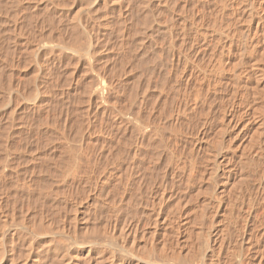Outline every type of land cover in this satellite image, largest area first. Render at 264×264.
Here are the masks:
<instances>
[{
    "label": "rangeland",
    "instance_id": "rangeland-1",
    "mask_svg": "<svg viewBox=\"0 0 264 264\" xmlns=\"http://www.w3.org/2000/svg\"><path fill=\"white\" fill-rule=\"evenodd\" d=\"M212 1L0 0V264H186L191 257L193 260L189 264H200L199 258L193 256L202 250L199 245L204 239H208L210 247L207 249H211L213 253L218 252L212 240L215 242L218 238L219 241L223 235L227 237L230 229L240 226L239 223L241 226L237 228L243 227L246 220L243 219L246 215L242 217L244 211H252L253 217L251 216L252 223L248 227V236L251 237L246 244L249 245L250 241L251 243L243 249V263L264 264V238L261 236L264 230V194H257L260 191L257 188L258 182L264 181V158L261 156V162L260 159L251 162L253 166L244 161L242 167L248 165L249 168L251 165L250 172L248 168L245 172L239 167L242 165L240 159L245 157L242 156L247 149H250L247 153H256V157L264 150L262 143L259 147L253 145L254 148L249 145L250 140L255 137L251 134L261 125L264 126V115L259 112L264 104V99L259 98L262 93L256 96L257 99L255 97L256 104L252 103L254 97L251 96V92L256 90L254 86L259 84L256 86L259 89L261 85L263 87L264 81L256 78L260 82L256 84L255 76L251 79V75H246L244 70L247 69V64L244 66L241 63L237 64L240 67H234L237 66L234 48L230 49L231 58L224 65L221 80L217 77L216 80L220 81L214 82L218 83L217 88L214 83L208 89L209 92L203 87L201 91L207 92L204 95L200 91L203 98L197 95L199 90V93H195L193 88L197 87L196 82L194 84L193 77L188 75L190 73L195 78L200 74L201 67L207 65L216 56V52L217 59L221 57L225 46L222 45L221 51V43H215V36L220 30L228 25L233 26L230 28L235 38L239 32V19L236 17L240 13L242 17L241 11L246 6L234 5L238 7L233 9L230 2L219 0L220 6H224L220 9L219 1ZM247 7L245 10L251 8L250 5ZM263 7L264 4L262 10ZM202 28L210 34L207 35ZM200 30L202 34L205 32V37L204 34L201 36ZM210 37L215 38L211 40ZM64 41L76 46L77 51L63 48L61 45ZM91 44H95V47ZM87 47L90 50H86ZM209 52L212 57L208 56L211 54ZM209 57L211 58L208 59ZM198 67L199 70L196 69ZM186 75L189 80H186ZM101 78L110 87L105 84L107 87L103 88L104 91L93 94ZM228 78L237 81L229 79L236 85L234 89L232 84L229 86ZM244 81L247 85L242 83ZM244 84L246 88L254 84V90L248 87V94L245 92L247 89L241 87ZM188 88L192 89L190 92L194 91L191 93H195L197 99ZM229 89L236 91V95ZM186 90L189 94H186ZM239 91L248 96L240 94ZM226 93L233 95L230 97L233 103ZM96 96L98 97L95 98ZM184 96L190 97L185 99ZM249 96L252 101L247 100ZM221 98L226 104L232 105H222ZM258 98L260 101L262 99V105ZM179 99L181 104L177 106ZM247 101L256 110L259 104L261 107L256 112ZM245 102L246 107L247 104L251 106L246 108L249 112H246L245 106L242 107ZM193 103L194 107L191 106ZM177 107L180 110L178 112ZM181 111L186 114H181ZM219 111L232 113V119L238 122L237 125L234 128L231 125L230 130V127H226L228 131L224 129L223 113ZM121 112H126V116ZM245 112L250 114L246 115ZM129 113L136 115L129 116ZM251 113L254 115L251 116ZM138 115H141L140 120ZM135 116L139 121L146 117L149 123L155 122L153 125L145 123L148 131L144 129L143 132L146 135L139 127L143 121L138 122ZM126 118L132 122L129 119L125 121ZM146 119L143 118L145 122ZM134 121L137 123L135 127ZM132 126L134 129L138 126L140 131L137 128L138 133H135L136 129H132ZM149 126L153 128H148ZM221 128L225 131H221ZM263 128L261 126L259 129ZM139 133L142 135L139 136ZM247 140L250 142H245ZM255 149L260 152H255ZM209 152L214 155L208 156ZM72 155H78L76 157H80L79 160ZM224 155H230L227 158L232 160H225L227 158ZM71 157L75 162L73 158L71 162ZM234 160L239 161L233 163ZM74 163L76 168L79 167L77 170ZM210 163H213L215 171H212L213 168L210 170ZM227 167L235 168H231V171L230 168L225 169ZM238 167L239 170L236 169ZM78 169H83L86 173L80 170L83 172L81 175ZM240 170L242 175L237 173ZM209 172L211 175H208ZM74 173L76 174L73 176ZM221 174L227 176L223 177ZM238 174L248 178L243 177L247 184ZM249 176L252 178L249 179ZM238 184H242L241 189H245L241 191ZM250 187L252 192H249ZM244 191L248 194L243 193ZM246 196L249 203L252 201L255 204L252 205L254 208L247 204ZM203 200L207 202L204 204ZM231 201L233 206L228 207L232 205ZM241 207H244V211ZM200 210L207 215L201 214ZM226 224L231 227H225ZM108 226L114 235L123 237L125 244L133 248L132 257L119 252L118 247L115 248L116 252L122 257H111L107 245ZM220 227L225 231H221ZM215 232L219 233V237L215 236ZM230 246L225 247H228L231 254ZM224 248L223 253L220 252L214 258L222 263L224 261L221 259L227 258L225 255L230 257L228 249ZM188 249L194 253L190 255L189 252L190 257L187 259L185 253ZM176 250L179 254L183 252L180 254L183 259Z\"/></svg>",
    "mask_w": 264,
    "mask_h": 264
},
{
    "label": "bare ground",
    "instance_id": "bare-ground-1",
    "mask_svg": "<svg viewBox=\"0 0 264 264\" xmlns=\"http://www.w3.org/2000/svg\"><path fill=\"white\" fill-rule=\"evenodd\" d=\"M199 1V0H198ZM206 1H208V0H206ZM210 1V0H209ZM212 1V0H211ZM216 1H219V0H216ZM221 1V0H220ZM220 1H219V6H220ZM225 1H227V2H230L231 4H233V6L229 3V5L230 6H232V8L234 9L235 7H238V6H235L234 7V5H243V7L244 6H251V8L250 9H246L245 10V8L246 7H244L243 9V11H241L242 9H240V11L242 12V17H240V15H241V13H240V15H238L237 14V12H236V16L238 15V17H236V18H238L239 19V24H238V29H239V32H238V35H237V32L234 30V33L236 32V37L237 38H235L234 37V35H233V32H232V30H231V28L233 27H228V26H226V25H224V26H226L225 27V29H223V28H221V29H223V30H220V32H218V35L217 36H215L216 37V42L215 41H213V42H215L216 43V45H219L220 43H221V48H222V45L223 46H225L224 47V51H223V48H222V50L221 51H223V52H221L222 54H221V57H219L218 59H217V52H216V54H214L213 53V49H209V51L210 50H213L212 51V53L214 54V55H216L215 57H212V53L211 52H209V53H211V54H209L208 56H211V57H209L208 59H212V60H210V62H208V64L206 65L205 63H206V59H205V66L204 67H201V69L202 70H200L199 71V73L201 74V76H200V74H197V71H196V76H195V78H194V76L193 75H190V73L188 74L189 76H192L193 77V79L195 80H193L192 82L195 84V82H196V85L195 86H197V87H194V84L193 83H191V82H189L190 83V86H191V84H193L192 85V87H194L193 89H195L194 91H196L195 93H197L198 91L197 90H199V92L202 90V88L203 87H205V89L207 88V92H209L208 91V89H211V87L215 84L214 82H215V80H216V78L217 77H219L220 78V76H221V74L224 72V65L226 64V61H228L231 57H230V55H229V52H230V49H233L234 48V60L236 61H233V64H234V62H235V65H237V64H240L241 65V63H243V65L245 64H247V69L246 70H244L245 72H246V75H249V77H250V75H251V79H253L252 78V76L254 77L255 76V83L257 84V83H260L259 81H264V10H262V4H264V0H225ZM224 1V3H226L227 4V2H225ZM223 2V1H222ZM221 2V4H223ZM212 3H213V1H212ZM215 4H217L218 5V3L217 2H214ZM199 4H200V2H199ZM206 4V3H205ZM209 4V3H208ZM211 5V4H210ZM214 5V4H213ZM212 5V6H213ZM208 6V5H207ZM229 6V7H230ZM203 7H205V6H203ZM221 8L220 9H222V7L224 8V6H220ZM211 8V7H210ZM218 8V7H217ZM240 8V7H239ZM242 8V7H241ZM247 8H249V7H247ZM264 8V7H263ZM218 10V9H217ZM236 10V9H235ZM234 10V11H235ZM208 11V10H207ZM212 11V10H211ZM214 11H216V10H214ZM218 12V11H217ZM216 12V13H217ZM220 12H221V10H220ZM232 12V11H231ZM202 13V12H201ZM213 14V13H212ZM217 15V14H216ZM215 16V15H214ZM232 17V16H231ZM234 17V16H233ZM81 18V17H80ZM217 18V17H216ZM214 19V18H213ZM235 19V18H234ZM192 20V19H191ZM83 21V20H82ZM215 21H216V19H215ZM232 21H233V19H232ZM226 22V21H225ZM228 22V21H227ZM226 22V23H227ZM230 22V21H229ZM236 23V22H235ZM82 24V23H81ZM212 24V23H211ZM210 24V25H211ZM214 24V23H213ZM212 24V25H213ZM230 24V23H229ZM235 26H236V24H234ZM86 26V25H85ZM198 26V25H197ZM200 26V25H199ZM214 26H215V24H214ZM218 26V25H217ZM222 26V25H221ZM203 27V26H202ZM206 27H207V25H206ZM210 27V26H209ZM208 27V28H209ZM215 28V27H214ZM86 29H87V27H86ZM201 29V28H200ZM220 29V28H219ZM218 28H216V30H219ZM238 29H236V30H238ZM202 30H203V28H202ZM202 30H200L199 32L201 33L202 32ZM80 31V30H79ZM195 31V30H194ZM196 31H198V30H196ZM203 31H205V29L203 30ZM209 31H211V29H209ZM206 32V34L208 33L207 31H205ZM205 32H203V34H204V36H203V34L201 35V36H203V37H205ZM196 33V32H195ZM198 33V32H197ZM199 33V34H200ZM212 33H214V32H212ZM217 33V32H216ZM215 33V34H216ZM85 34V33H84ZM83 34V35H84ZM210 34V33H209ZM209 34H207V35H209ZM86 35V34H85ZM214 35V34H213ZM212 36V35H211ZM88 37V36H87ZM93 37V36H92ZM209 37V36H208ZM215 37H213V38H215ZM201 38V37H200ZM213 38H211L210 37V39L212 40ZM249 39L248 41L246 40V39ZM89 40V39H88ZM202 38H201V42H202ZM204 40H205V38H204ZM66 41V40H65ZM63 42V44L61 45L63 48H65V49H69V50H71V51H77L76 50V46H73L72 44H70V43H68V42ZM217 41L219 42V44L217 43ZM207 42V41H206ZM87 43V42H86ZM89 44V43H88ZM92 45V44H91ZM95 45V44H94ZM94 45H92V46H94ZM214 45V44H213ZM213 45H212V47H213ZM88 46V45H87ZM211 46V45H210ZM95 47V46H94ZM216 47V49H219V48H217V46H215ZM210 48V47H209ZM214 48V47H213ZM62 49V48H61ZM79 49V48H78ZM88 49V47L86 48V50ZM92 49V48H91ZM88 50H90V49H88ZM204 50V49H203ZM60 51V50H59ZM94 51V50H93ZM215 51H217V50H215ZM233 51V50H232ZM231 51V52H232ZM62 52V51H61ZM88 52V51H87ZM90 53V52H89ZM91 53H92V51H91ZM91 53L89 54V55H91ZM219 53H220V51H219ZM233 53V52H232ZM73 54V53H72ZM94 54V53H93ZM70 55V54H69ZM76 55V54H75ZM92 56V55H91ZM184 56V55H183ZM187 56V55H186ZM219 56V55H218ZM233 56V55H232ZM189 57V56H188ZM91 58V57H90ZM216 58V59H215ZM82 59V58H81ZM92 59V58H91ZM188 59V58H187ZM94 60V59H93ZM185 59L183 58V61H184ZM92 61V60H91ZM230 61V60H229ZM90 62V61H89ZM200 62V61H199ZM87 63V62H86ZM183 63V62H182ZM198 64V63H197ZM201 64V63H200ZM228 64V63H227ZM232 64V62H231V65H233ZM189 65V64H188ZM244 65V66H245ZM182 66H184V65H182ZM181 66V67H182ZM203 66V65H202ZM228 66L229 67H232V66H230V64H228ZM227 66V67H228ZM234 66V65H233ZM238 66L239 65H237V66H234L235 68H238ZM243 66V67H244ZM194 67V66H193ZM196 67V66H195ZM240 67V66H239ZM187 68V67H186ZM191 68V67H190ZM233 68V67H232ZM234 68V69H235ZM245 68V67H244ZM243 68V69H244ZM196 69H198L199 70V67L198 68H196ZM227 69V68H226ZM225 69V70H226ZM234 69H231V71L232 70H234ZM240 69V68H239ZM186 70H188V69H186ZM186 70H185V72H186ZM238 70V69H237ZM236 70V71H237ZM241 70V69H240ZM239 70V71H240ZM181 71H183V70H181ZM190 71V70H189ZM226 71H228V70H226ZM243 71V70H242ZM191 72V71H190ZM193 72H195L194 70H193ZM244 72V73H245ZM182 73H184V72H182ZM188 73V72H187ZM231 73V72H230ZM234 73V72H233ZM242 73V72H241ZM223 75V74H222ZM235 75H237L236 73H235ZM235 75H233V76H235ZM241 75V74H240ZM243 75V74H242ZM239 76V75H238ZM244 76V75H243ZM187 75H186V80H189V77H188V79H187ZM191 77V78H192ZM224 77H226V76H224ZM237 77V76H236ZM233 78H235V77H233ZM232 78V79H233ZM246 78H248V77H246ZM256 78H257V80H259L258 82H257V80H256ZM229 79L230 80H232L231 78H228V81H229ZM236 79V78H235ZM243 79H244V77H243ZM219 80V79H218ZM218 80H216V81H218ZM220 80H221V78H220ZM219 80V81H220ZM223 80V79H222ZM226 80V79H225ZM234 80V79H233ZM240 80V79H239ZM238 80V81H239ZM241 81V80H240ZM239 81V82H240ZM248 82H249V79L247 80ZM262 81V82H263ZM234 82H237V81H235L234 80ZM234 82H230L229 81V86L232 84V86H233V88L232 89H234L235 87H236V85L234 86ZM239 82L238 83H236V84H239ZM251 82V81H250ZM261 82V83H262ZM214 83V84H213ZM217 83V82H216ZM220 83V82H219ZM242 83H245V81L244 82H242ZM105 84H106V82L104 83V81L102 80V78H101V80H100V82H98V84H96V87H95V89H94V93L93 94H99V93H101L102 92V90L104 91V87H107V86H105ZM218 84V83H217ZM217 84H215V87H216V85ZM220 84H222V83H220ZM226 84V83H225ZM241 84V83H240ZM246 84V83H245ZM245 84H244V86H241L242 88L243 87H245ZM106 85H108V84H106ZM247 85V84H246ZM251 85V84H250ZM259 84H257L256 86H258ZM109 86V85H108ZM189 86V87H190ZM221 86V85H220ZM228 86V85H227ZM240 86V85H239ZM239 86H238V88H239ZM253 86H254V84H253ZM253 86L251 85V87L250 86H247V88L249 87V89L251 88V90H254V88H253ZM256 86H254L255 88H256V90L255 91H253V92H251V96H252V98L254 99H252L251 98V96H249L248 98L247 97H244V98H247V100H249L250 101V99H251V101H252V103L255 101V97L256 96H259V94H261L263 97H264V84H263V87H262V85H261V87H258L259 89H257V87ZM110 87V86H109ZM116 87V86H115ZM215 87H213L214 88V90H215ZM104 88V89H103ZM217 88V87H216ZM238 88H236V89H238ZM241 88V89H242ZM246 88V87H245ZM246 88V89H247ZM263 88V89H262ZM109 89V88H108ZM189 89V88H188ZM191 89V88H190ZM190 89H189V92H190ZM204 89V88H203ZM227 88H225V90H226ZM107 90V89H106ZM185 90V89H184ZM192 90V89H191ZM214 90H211L212 92L214 91ZM217 90V89H216ZM230 90V89H229ZM228 90V91H229ZM261 90H262V92H261ZM187 92H188V90H186ZM194 91H191V92H194ZM204 91V90H203ZM203 91H201L204 95H205V92H206V90L203 92ZM227 91V92H228ZM230 91H232V90H230ZM242 91V90H241ZM239 91V93L241 94L242 92H244V91ZM99 92V93H98ZM189 92L188 93H186V94H189ZM190 92V93H191ZM198 92V93H199ZM201 92L199 93V94H197L198 96H199V98L202 96L201 95ZM206 92V93H207ZM215 92V91H214ZM213 92V93H214ZM225 92V91H224ZM236 91H232V94L235 96L236 95V93H235ZM245 92H247L248 94H250V91L248 92V89L247 90H245ZM195 93H191L192 95H195V97H196V99H197V96H196V94ZM235 93V94H234ZM184 95H185V93H183ZM190 94V95H191ZM209 94V93H208ZM227 94V93H226ZM230 93H228L227 95L229 96V100H230V97L231 96H233V95H229ZM248 94L246 95V93L244 94V93H242V95H245V96H248ZM242 95H240V98H241V96ZM260 95V96H261ZM98 96H100V95H98ZM98 96H96L95 98H97ZM102 96H103V100H104V95H103V93H102ZM183 96V95H182ZM223 96V95H222ZM227 96V97H228ZM259 96V98H262V99H264L262 96L260 97ZM185 97V96H184ZM184 97H181L182 98V100L184 99ZM186 97H190V96H186ZM186 97H185V99H186ZM194 96H193V99L195 98ZM238 97V99H239V95L237 96ZM236 97V98H237ZM180 98V99H181ZM199 98H198V100H199ZM201 98H203V97H201ZM224 98H225V96H224ZM232 98V97H231ZM235 98V97H234ZM243 98V97H242ZM259 98H258V100H259ZM99 99H100V97H99ZM180 99H179V101H178V104H176L177 106H180L179 104H181L180 102ZM184 99V100H185ZM192 99V98H191ZM190 99V100H191ZM205 99V98H204ZM256 99H257V97H256ZM262 99H261V103L260 102H258V104L260 103L261 105H262ZM106 100V99H105ZM189 100V99H188ZM225 100V99H224ZM234 100V99H233ZM236 100V99H235ZM241 100V99H240ZM258 100H256V101H258ZM186 101V100H185ZM185 101L183 102L182 101V103H184L185 104ZM193 101H195V99L193 100ZM192 101V102H193ZM197 101V100H196ZM204 101V100H203ZM203 101H202V104H203ZM221 101H223L222 100V98H221ZM228 101V100H227ZM231 101V100H230ZM229 101V102H230ZM249 101H247L250 105H251V103L249 102ZM102 102V101H101ZM188 102V101H187ZM191 101H189V103H190ZM232 102V101H231ZM240 102V101H239ZM243 102H244V99H243ZM205 103V102H204ZM233 103V102H232ZM241 103V102H240ZM239 103V104H240ZM255 103V102H254ZM257 103V102H256ZM255 103V104H256ZM188 104V103H187ZM196 105H197V103H195ZM201 104V103H200ZM211 104V103H210ZM224 104H226L224 101H223V104L222 105H224ZM243 104V103H242ZM245 104V105H244ZM243 104V106L242 107H244L245 109L248 107V106H250L249 104H247L248 106L246 107V102ZM254 104V105H255ZM257 104V105H258ZM260 104L258 105V107L260 108L261 106H260ZM183 105V104H182ZM213 105V104H212ZM221 105V104H220ZM227 105H232L231 103H227L226 104V106ZM235 104H233V106H234ZM264 105V104H263ZM263 105H262V109H264V107H263ZM188 106V105H187ZM191 106H193L194 107V103H193V105H191ZM190 106V109L189 110H191L192 109V107ZM211 106V105H210ZM209 106V107H210ZM229 106L230 108L232 107L233 109H234V107L236 106ZM237 106H239V105H237ZM251 106H253V105H251ZM250 106V107H251ZM182 108L184 107V106H181ZM186 107V106H185ZM189 107V106H188ZM198 107V106H197ZM201 107V106H200ZM228 107V108H229ZM241 107V106H240ZM250 107H248V108H250ZM179 107H177V109H178ZM182 108H180V109H182ZM196 108V107H195ZM224 109V107H221V109ZM226 108V107H225ZM247 108V109H248ZM258 108V109H259ZM120 109V108H119ZM143 109V108H142ZM197 109V108H196ZM195 109V110H196ZM208 109V108H207ZM220 109V108H219ZM227 109V108H226ZM239 109H242V108H239ZM246 109V112H249L248 110ZM258 109L256 110V108L253 106V109L252 110H256V112L258 111ZM261 108L259 109V112H261L263 115H264V112H262V111H264V110H262ZM123 110V109H122ZM126 110V109H125ZM132 110V109H131ZM184 110H187L186 108H184ZM183 110V111H184ZM194 110V109H193ZM199 110V109H198ZM231 110V109H230ZM236 110V109H235ZM244 110V109H243ZM251 110V111H252ZM260 110H262V111H260ZM129 112H130V110H128ZM127 111V112H128ZM178 111H180L179 109L177 110V112ZM183 111H181V112H183ZM224 111V110H223ZM232 111V110H231ZM230 111V112H231ZM241 113L243 112V111H241V110H239ZM253 111V112H254ZM180 112V113H181ZM219 112H221V111H219ZM225 112V111H224ZM226 112H228V111H226ZM235 112V111H234ZM246 112H245V114H246ZM252 112V113H253ZM258 112V113H259ZM122 113V112H121ZM124 113V112H123ZM122 113V114H123ZM131 113V112H130ZM129 113V114H130ZM188 113V112H187ZM221 113H223V112H221ZM238 113V112H237ZM244 113V112H243ZM251 113V116L252 115H254V114H252ZM260 113V114H261ZM125 114H126V112H125ZM125 114H123V115H125ZM135 114V113H134ZM134 114H130L129 116H133ZM138 114V113H137ZM181 114H186L185 112H183V113H181ZM220 114V113H219ZM235 114V113H234ZM240 114V113H239ZM248 114V113H247ZM246 114V115H247ZM250 114V113H249ZM248 114V115H249ZM119 115V113H117V116ZM136 115V114H135ZM221 115H223V119H222V121H223V123H222V125H224L225 127H223L224 129L226 128V127H230L231 125H232V127L233 126H236L237 125V121H234L233 119H232V113H223V114H221ZM221 115H219L218 117H220ZM232 115V116H231ZM237 115V114H236ZM256 115V114H255ZM120 116V115H119ZM126 116V115H125ZM139 116H141V115H138V119L140 120V118H139ZM149 116V115H148ZM235 116V115H234ZM238 116V115H237ZM236 116V117H237ZM185 117V116H184ZM241 117H242V114H241ZM244 117V116H243ZM260 117V116H259ZM120 118V117H119ZM135 118H136V116H135ZM136 118V119H137ZM143 118H145L146 119V117H142V120L141 121H143V124H142V122L141 121H139L138 119V122H141L140 123V125H139V127L141 128V130H142V133H146V132H143L144 131V129H146L147 130V126L146 125H150V124H152L153 125V123H155V122H153V123H149L148 121H147V119H146V122H145V120H143ZM240 118V117H239ZM238 118V119H239ZM246 118H248V116L246 117ZM129 119V118H128ZM127 118H126V120L125 121H127L128 120ZM220 119H221V117H220ZM219 119V120H220ZM225 119V120H224ZM236 119V118H235ZM245 119V118H244ZM249 119V118H248ZM251 119V118H250ZM260 119V118H259ZM119 120V119H118ZM117 120V121H118ZM120 120H121V118H120ZM180 120V119H179ZM187 120V119H186ZM218 120V121H219ZM237 120V119H236ZM240 120V119H239ZM124 121V122H125ZM129 121H131L130 119H129ZM128 121V122H129ZM170 121H172L171 119H170ZM245 121V120H244ZM249 121V120H248ZM120 122H123V121H120ZM132 122V121H131ZM130 122V123H131ZM147 122H148V124H147ZM221 122V121H220ZM237 122V123H236ZM127 123V122H126ZM134 123H135V121H134ZM145 123H146V125H145ZM250 123V122H249ZM119 124V123H118ZM132 124V123H131ZM171 124V123H170ZM240 124V123H239ZM247 124V120H246V123H245V125ZM261 123H259V125H260ZM129 125V124H128ZM134 125V127L137 125V123H135V124H133ZM155 125V124H154ZM244 125V124H243ZM258 125V126H259ZM124 126H125V124H124ZM221 126V125H220ZM219 126V127H220ZM262 126V128L264 127L263 125H261ZM260 126V127H261ZM126 127V126H125ZM139 127L137 126V128H138V131H140L139 130ZM159 127V126H158ZM259 127V128H260ZM137 128H133V126H132V129H134L135 130V133H138V132H136L137 131ZM148 128H153V127H148ZM156 128V127H155ZM234 128V127H233ZM243 128H244V126H243ZM247 128V127H246ZM258 128V130L256 131V132H254V133H252L251 135H252V137H253V135L255 136L254 137V139L252 138V140H250L249 139V137H248V139L251 141V143L249 144L250 146H252V148H254L253 147V145L254 146H262V145H260L261 143L264 145V128L263 129H259ZM127 129V128H126ZM219 129V128H218ZM229 130L230 129H232L231 127L230 128H228ZM228 129L226 128V130L228 131ZM241 129V128H240ZM255 129H256V127H255ZM145 130V131H146ZM150 130V129H149ZM131 131V130H130ZM148 131V130H147ZM152 131H154V129H152ZM221 131H223V129L221 128ZM225 131V130H224ZM223 131V132H224ZM236 131V130H235ZM253 131V130H252ZM203 132V131H202ZM220 132V131H219ZM218 132V133H219ZM223 132H221L222 134H223ZM230 132V131H229ZM237 132V134H238V131H236ZM241 132H243V130L241 131ZM130 133V132H129ZM133 132H131V134H132ZM141 133V132H140ZM140 133H139V136H141L140 135ZM154 133H155V131H154ZM221 133H219L220 135H221ZM246 133V132H245ZM147 134V133H146ZM145 134V135H146ZM229 134V133H228ZM236 134V135H237ZM150 135V134H149ZM157 135V134H156ZM239 135V134H238ZM243 135V133H241V136ZM148 136V135H147ZM153 136V135H152ZM201 136V135H200ZM245 136H247L246 134H245ZM250 136V135H249ZM134 137V136H133ZM154 137V136H153ZM203 137H205V136H203ZM239 137V136H238ZM136 138V137H135ZM142 138H144V137H142ZM179 138V137H178ZM199 138H201V137H199ZM219 138V137H218ZM221 138V137H220ZM219 138V139H220ZM232 138V137H231ZM129 139V138H128ZM203 139V138H202ZM233 139V138H232ZM231 139V140H232ZM138 140V139H137ZM198 140H201V139H198ZM204 140V139H203ZM206 140V139H205ZM230 140V139H229ZM249 140H247V141H245V142H248ZM216 141V140H215ZM249 141V142H250ZM70 142V141H69ZM206 142V141H205ZM218 142V141H217ZM231 142V141H230ZM241 142V141H240ZM210 143V142H209ZM229 143V142H228ZM199 144V143H198ZM217 144H219V143H217ZM247 144V143H246ZM138 145V144H137ZM210 145V144H209ZM214 145V144H213ZM215 145H216V142H215ZM244 145V144H243ZM243 145H241V146H243ZM87 146V145H86ZM197 146V148L199 147L198 145H196ZM217 146V145H216ZM248 147V148H251V147ZM202 147V146H201ZM245 147V146H244ZM264 147V146H263ZM196 148V147H195ZM212 148H213V146H212ZM251 148V149H252ZM256 148V147H255ZM262 147H260V149H261ZM209 149V148H208ZM216 149H217V147H216ZM241 149V148H240ZM245 149H247V146L245 147ZM259 149V148H258ZM263 149V148H262ZM66 150V149H65ZM242 150V149H241ZM248 150H250V149H247L246 151L248 152ZM256 151L255 152H257L258 150L257 149H255ZM72 151V150H71ZM227 151V150H226ZM252 151H253V149H252ZM264 151V150H263ZM263 151L261 150V152L263 153ZM240 152H242V151H240ZM246 152V154H243V156L242 157H244V158H242V160L240 159V161H242L241 163H242V165L240 164V162H239V165H241V166H239V165H236V166H239V167H242L243 166V163H244V161L246 162V164H251L252 166L254 165V164H252V163H254L253 161H256V160H258V159H260L259 160V162H261V159L262 158H264V153L262 154L261 153V155L259 154L257 157L255 156V154H253V155H250V152L249 153H247ZM258 152H260V151H258ZM80 153V152H79ZM195 153V152H194ZM208 153V152H207ZM210 153V152H209ZM211 153H212V151H211ZM208 154V156H210V155H214V154ZM214 153V152H213ZM252 153V152H251ZM67 154V153H66ZM72 154V153H71ZM74 154V153H73ZM82 154V153H81ZM80 154V155H81ZM137 154V153H136ZM226 154V153H225ZM258 154V153H257ZM207 155V154H206ZM241 155H242V153H241ZM73 157H74V155H72ZM76 156H78V155H76ZM75 156V157H76ZM119 156V155H118ZM230 156V155H229ZM228 155H227V157H229ZM239 156V155H238ZM261 156H262V158H261ZM70 157V156H69ZM73 157H71L70 159H72ZM74 157V158H75ZM116 157V156H115ZM210 157H212V156H210ZM214 157V156H213ZM221 157V156H220ZM225 155H224V158H227ZM240 157V156H239ZM238 157V158H239ZM73 158V159H74ZM77 158V157H76ZM80 158V157H79ZM79 158H77L78 160H79ZM73 159H72V161L71 162H73ZM82 159V158H81ZM207 159V158H206ZM237 159V158H236ZM77 160V161H78ZM213 160V159H212ZM211 160V161H212ZM225 160H228V158L227 159H225ZM230 160H232L231 158H230ZM230 160H228V161H230ZM262 160H264V159H262ZM208 161H210V158H209V160ZM214 161V160H213ZM212 161V162H213ZM223 161V160H222ZM239 161V160H238ZM237 160H236V162H238ZM74 162H75V159H74ZM206 162V161H205ZM221 162V161H220ZM235 162V160H234V162L233 163H236ZM252 162V163H251ZM70 163V162H69ZM77 163H79V161L77 162ZM85 163V162H84ZM195 163V162H194ZM203 163H204V161H203ZM222 163V162H221ZM225 163H226V161H225ZM228 163V162H227ZM230 163V162H229ZM76 163H74V165H75ZM82 164V163H81ZM86 164V163H85ZM204 164H206V163H204ZM210 164H212V165H210ZM208 166L210 167L211 166V168H210V170H212V168H213V163H210ZM70 165V164H69ZM73 165V166H74ZM127 165V164H126ZM219 165H220V163H219ZM221 165H223V164H221ZM230 165V164H229ZM251 165H250V167L248 168L247 166L245 167V168H243V171H245V172H247V169L246 168H248V169H250L249 170V172L251 171ZM255 165H258V166H260V167H262L260 164H257V163H255ZM262 165H263V170H264V162L262 161ZM67 166H68V164H67ZM78 166V165H77ZM228 166V165H227ZM232 166H233V164H232ZM235 166V165H234ZM70 167V166H69ZM72 167V166H71ZM81 168H82V166H80ZM87 167V166H86ZM192 167V166H191ZM209 167H207V168H209ZM219 167V166H218ZM221 168H222V166H220ZM225 167V166H224ZM236 168V169H240V168ZM68 168V167H67ZM75 168H76V165H75ZM77 168H79V167H77ZM77 168H76V170H77ZM90 168V167H89ZM220 168V169H221ZM230 168V167H229ZM228 167L227 168H225V169H229ZM231 168H235V167H231ZM230 168V169H231ZM256 168V167H255ZM117 169H119V168H117ZM205 169V168H204ZM223 169V168H222ZM222 169H221V171H222ZM229 169V170H230ZM235 169V170H236ZM245 169V170H244ZM253 169H254V167H253ZM261 169V168H260ZM80 170H83V169H80ZM80 170L78 169V172H80ZM209 170V169H208ZM233 169H231V171H232ZM255 170V169H254ZM69 171H70V169H69ZM120 171H122V170H120ZM203 171V170H202ZM212 171H215V168H213V170ZM211 171V173H213ZM226 172H227V170H225ZM242 170H240V171H237V173L238 172H240V174L242 175V173L243 172H241ZM253 171V170H252ZM66 172H67V170H66ZM77 172V171H76ZM83 172H84V170H83ZM82 171L79 173V174H81L82 175V173H83ZM91 172V171H90ZM224 172V171H223ZM264 172V171H263ZM262 172V173H263ZM71 173V172H70ZM73 173V172H72ZM84 173H86V172H84ZM116 173V172H115ZM225 173V172H224ZM224 173H222V174H224ZM236 173V172H235ZM254 173H255V171H254ZM252 174V175H254V177H255V174ZM69 174V173H68ZM76 173H74L73 174V176L75 175ZM91 174H92V172H91ZM94 174V173H93ZM221 174V175H222ZM226 174H228V172L226 173ZM225 174V175H226ZM240 174H238V176L240 175ZM245 174V173H244ZM248 173H246V176L248 177V175H247ZM250 174V173H249ZM83 175H85V174H83ZM202 175V174H201ZM207 175V174H206ZM208 175H211L210 174V172H209V174ZM224 175V176H225ZM240 175V177H242ZM86 176V175H85ZM93 176V175H92ZM119 176V175H118ZM126 176V175H125ZM213 176V175H212ZM223 176V175H222ZM223 176V177H224ZM227 176V175H226ZM229 176V175H228ZM237 176V177H238ZM245 176V175H244ZM243 176V177H244ZM116 177V176H115ZM128 177V176H127ZM189 177V176H188ZM207 177H209V176H207ZM211 177V176H210ZM209 177V178H210ZM233 177V176H232ZM240 177H238V178H240ZM241 178L242 180L245 178H247V177H244V178ZM253 177V179H255ZM256 177H258V175L256 174ZM93 178V177H92ZM208 178V179H209ZM234 178V177H233ZM237 178V179H238ZM252 178V177H251ZM250 178V176H249V179H251ZM259 178V177H258ZM89 179V178H88ZM248 179V178H247ZM207 180V179H206ZM261 180V179H260ZM263 180H264V178H263ZM86 181V180H85ZM239 181V180H238ZM241 181V180H240ZM244 181V180H243ZM243 181H241V183L242 184H244L243 183ZM247 181V180H246ZM246 181H244L246 184H247V182ZM202 182V181H201ZM208 182V181H207ZM209 182H210V180H209ZM255 181H253V183H254ZM212 183V182H211ZM252 183V182H251ZM126 184V183H125ZM199 184H200V182H199ZM208 184H210V183H208ZM240 184V183H239ZM238 184V185H239ZM242 184H241V186L239 185V189L242 191V189H245V188H242L241 189V187H242ZM250 184V183H249ZM255 184V183H254ZM257 184H255V186H256ZM248 186H250V185H248ZM254 186V185H253ZM198 187H199V185H198ZM208 187H209V185H208ZM243 187H244V185H243ZM246 187H247V185H246ZM257 187V186H256ZM209 188H211V187H209ZM235 188V187H234ZM257 188H259V192L257 193L258 195H259V193L261 192V193H263L264 194V181H259L258 182V187ZM200 189V188H199ZM198 189V190H199ZM238 188H237V190H239ZM250 190H251V187L249 188ZM249 189H247L246 188V190L248 191ZM122 190V189H121ZM205 190V189H204ZM230 190V189H229ZM236 190V189H235ZM239 190V191H240ZM207 191H209V189H207ZM210 191H212V190H210ZM239 191H238V193H239ZM240 191V192H241ZM201 193H203L202 191H200ZM206 192V191H205ZM246 191H244L243 193H245ZM249 192H252V190L251 191H249ZM209 193H211V192H209ZM224 192H222V194H223ZM226 193V192H225ZM233 193V192H232ZM118 194H120V193H118ZM123 194V193H122ZM208 194V193H207ZM228 194V193H227ZM246 194H248L247 192H246ZM245 194V195H246ZM252 194H254V192L252 193ZM226 195V194H225ZM236 195V194H235ZM235 195H233V196H235ZM238 195L239 194H237V197H238ZM241 195H242V193H241ZM241 195H240V197H241ZM249 195H250V193H249ZM205 196H206V193H205ZM205 196H204V198H205ZM226 196H228V195H226ZM253 196V195H252ZM255 196V195H254ZM253 196V197H254ZM121 197V196H120ZM219 197V196H218ZM224 197V196H223ZM243 197H244V195H243ZM261 197H262V199H263V196H262V194H261ZM207 198H208V196H207ZM222 198V197H221ZM226 198V197H225ZM224 198V199H225ZM227 198H230V197H227ZM239 198V197H238ZM237 198V199H238ZM248 197L246 196V199H247ZM252 198V197H251ZM250 198V199H251ZM209 199V198H208ZM223 199V200H224ZM232 199V198H231ZM236 200V197H234L233 198V201H231V203L233 202V203H235V200ZM257 199V198H256ZM219 200V199H218ZM223 200H221V201H223ZM239 200V199H238ZM259 200V199H258ZM202 201V200H201ZM204 201V200H203ZM206 202H207V200H205ZM205 201H204V204H205ZM210 201V200H209ZM226 201V200H225ZM224 201V202H225ZM254 201V200H253ZM250 201L247 199V204L249 203ZM260 202V201H259ZM214 203V202H213ZM217 203H219V202H217ZM221 203V202H220ZM227 204L229 203L228 202V200H227V202H226ZM233 203H232V205L231 206H228V207H232L233 206ZM257 203V202H256ZM207 204H209V203H207ZM224 204V203H223ZM249 204H251V205H249ZM248 205L250 206V208H252L253 206V204H252V201H251V203H249ZM261 204V203H260ZM225 205V204H224ZM229 205V204H228ZM255 205V204H254ZM216 206V205H215ZM214 206V207H215ZM218 206V205H217ZM221 206V205H220ZM235 206V205H234ZM237 206H239V205H237ZM243 206V205H242ZM248 206V207H249ZM256 206H257V204H256ZM259 206V205H258ZM203 207H204V205H203ZM228 207H226L227 209H229ZM236 207V206H235ZM240 207V206H239ZM238 207V208H239ZM263 207V206H262ZM242 208V207H241ZM244 208V207H243ZM242 208V209H243ZM254 208V207H253ZM204 209V208H203ZM209 209H211V208H209ZM216 209V208H215ZM233 209V208H232ZM240 209V208H239ZM238 209V210H239ZM258 209V208H257ZM264 209V208H263ZM205 210V209H204ZM212 210V209H211ZM246 210V209H245ZM252 210V209H251ZM160 211V210H159ZM231 211V210H230ZM243 211H244V209H243ZM247 211H248V208H247ZM157 213H158V209H157V211H156ZM200 212H201V210H200ZM208 212H210V210L208 211ZM225 212V211H224ZM254 212H255V210H254ZM160 213H161V211H160ZM204 213H206L205 211L202 213L201 212V214H204ZM228 213V212H227ZM234 213V212H233ZM245 213H247V214H245ZM210 214V213H209ZM222 214V213H221ZM239 214H241L240 212H239ZM253 215V213H252V211H248V212H245L244 211V214H243V216L242 217H244V215H246V217H244L243 219H246L245 220V225L243 226V227H241V228H237V227H240L241 226V224L239 223V225L240 226H237L236 225V227L234 226L233 227V229H230V235H228L227 237H225L222 233L223 232H221V231H225V230H222V228L220 227V230L221 231H219V232H221V234L223 235L222 236V238L220 239L219 238V241H218V238H217V241L215 240V242L212 240V242L216 245V250L218 251V252H215V253H213V251L211 252L209 249H207L208 247H210L209 246V240L208 239H204V241L201 243V245H199V246H201V247H199V248H201L202 250L200 251V252H198V253H196V254H193L194 253V251L193 252H191V251H189V249L186 251L187 253H185L186 254V256H187V259L190 257V256H188V253L190 252V255H191V253L193 254V256L194 255H196L198 258H199V260H200V264H212L211 262H213V264H221L222 262H220L219 260H215L216 259V257L215 256H218V254H220V252H222V250H223V248L226 246V245H231L230 246V248H231V254L229 253V249H228V247L226 248V250L228 249V253L230 254V257L229 256H226L225 255V257H229L228 259L227 258H225V259H221L222 261H224L222 264H244L245 263V259H244V256H243V254L245 253H243V249L244 248H247L246 246H249L250 245V243H251V241H250V243H249V245L248 244H246V243H248V241L250 240V237L251 236H248V231L250 232V229H248V227H249V224H250V222L252 221V219H251V216ZM205 215H207V213L205 214ZM204 215V216H205ZM225 215V214H224ZM229 214H226V216L227 217H229L228 216ZM256 215V214H255ZM157 216V215H156ZM221 216V215H220ZM231 216V215H230ZM240 216V215H239ZM263 216V215H262ZM201 217H203V215H201ZM225 217V216H224ZM236 217V216H235ZM253 217V216H252ZM204 219L206 218V217H203ZM209 218V217H208ZM232 218V217H231ZM258 218V217H257ZM236 219H237V217H236ZM256 219V218H255ZM203 220V219H202ZM202 220H201V222H202ZM208 220V219H207ZM207 220H205V223H206V221ZM229 220H231V219H229ZM251 220V221H250ZM234 221V219L231 221V222H233ZM200 222V223H201ZM224 222V221H223ZM222 222V223H223ZM226 222H228L227 220H226ZM236 222V221H235ZM263 222V221H262ZM261 222V223H262ZM252 223V222H251ZM225 224V223H224ZM223 224V225H224ZM243 224H244V222H243ZM254 224H256V223H254ZM259 224V223H258ZM204 225V224H203ZM223 225H221L222 227H224ZM233 225V224H232ZM228 225L226 224V226L225 227H227ZM251 226V225H250ZM254 226V225H253ZM229 227H231L230 225L227 227V228H229ZM110 227L108 226V229H109ZM133 228V227H132ZM257 228H259V227H257ZM107 229V230H108ZM112 229H113V227H112ZM227 230V229H226ZM263 230V229H262ZM61 231V230H60ZM229 231V230H228ZM227 231V232H228ZM231 231H232V233H231ZM64 232V231H63ZM108 237H106V238H108L109 239V243L107 244L108 245V247H109V249H110V251H111V257L112 258H120V257H122L121 256V254L120 253H117L116 251V247H118L119 249H120V251H119V249H118V251L119 252H121L122 251V254L123 253H125V256L126 255H130L131 257L134 255V252H133V248L131 249V247H128L125 243V241L126 240H124V239H122V238H119L118 236H116V235H114V233H113V230H111V229H109L108 231ZM134 232V231H133ZM260 232V231H259ZM215 233H217V235H215L216 237L219 235V233L218 232H215ZM254 233V232H253ZM187 234V233H186ZM205 234V233H204ZM221 234H220V237H221ZM250 234V233H249ZM106 235V234H105ZM209 235V234H208ZM254 235V234H253ZM107 236V235H106ZM117 238H116V237ZM261 236H263V238H264V230H263V232L261 233ZM115 237V238H114ZM214 237V236H213ZM219 237V236H218ZM254 237H255V235H254ZM259 238V237H258ZM211 240V239H210ZM251 240H252V238H251ZM66 241V240H65ZM108 241V240H107ZM253 242H255V240L253 241ZM167 243V242H166ZM259 243V242H258ZM69 244V243H68ZM71 244V243H70ZM182 244V243H181ZM196 244H198V243H196ZM260 244V243H259ZM106 245V246H107ZM132 245V244H131ZM165 245V244H164ZM175 245V244H174ZM195 246V245H194ZM252 246V245H251ZM250 246V247H251ZM177 247H179V246H177ZM196 247H197V245H196ZM249 247V248H250ZM254 247V246H253ZM90 248V247H89ZM105 248V247H104ZM104 248H102V249H104ZM153 248V247H152ZM181 248V247H180ZM193 248V247H192ZM214 248V247H213ZM212 248V249H213ZM224 248V249H225ZM255 248V247H254ZM253 248V249H254ZM260 248V247H259ZM262 248V247H261ZM169 249V248H168ZM183 249H184V247H183ZM207 249V250H206ZM251 249V248H250ZM167 250V249H166ZM174 250V249H173ZM180 250V249H179ZM190 250H191V248H190ZM196 250V249H195ZM206 250V251H205ZM255 250H257V249H255ZM260 250V249H259ZM108 251V250H107ZM110 251H108V252H110ZM170 251V250H169ZM178 250H176V252H177ZM180 252H181V250H180ZM185 252V251H184ZM88 253H89V249L87 250V255H88ZM183 253V252H182ZM182 253H180V254H182ZM223 253V252H222ZM221 253V255L220 256H222L223 254ZM255 253V252H254ZM164 254H166V253H164ZM178 254H179V251H178ZM179 254V255H180ZM226 254V253H225ZM250 254V253H249ZM256 254V253H255ZM254 254V255H255ZM146 255V254H145ZM161 255V254H160ZM177 255V254H176ZM252 255V254H251ZM250 255V256H251ZM258 255V254H257ZM85 256V255H84ZM135 256H137V255H135ZM134 256V257H135ZM148 256V255H147ZM166 256V255H165ZM174 256V255H173ZM181 256V258H182V255H180ZM184 256V255H183ZM249 256V257H250ZM110 257V256H109ZM143 257V256H142ZM185 257V256H184ZM197 257H195V258H197ZM248 257V256H247ZM117 258V259H118ZM147 258V257H146ZM145 258V259H146ZM178 258H179V256H178ZM194 258V259H195ZM215 258V259H214ZM224 258V257H223ZM111 259V258H110ZM129 259V258H128ZM149 259H150V255H149ZM158 259V258H157ZM161 259H163V257H161ZM167 259V258H166ZM183 259V258H182ZM186 259V258H185ZM184 259V260H185ZM218 259V258H217ZM259 259H261V257H259ZM151 260V259H150ZM149 260V261H150ZM189 260L191 261V260H193L192 259V257H191V259L189 258ZM197 261H198V259H196ZM215 260V261H214ZM243 260H244V263H243ZM264 260V259H263ZM118 261H120V260H118ZM147 262H148V260H146ZM152 261V260H151ZM158 261V260H157ZM162 261H164V259L162 260ZM166 262H167V260H165ZM169 261V260H168ZM171 261H173V259L171 260ZM188 261V260H187ZM190 261H188V262H185L186 264H189V262ZM121 262V261H120ZM137 262V261H136ZM135 262V263H136ZM199 262V261H198ZM197 262V263H198ZM249 262H250V260H249ZM118 263V262H117ZM134 263V262H133ZM192 263H194V261L192 262ZM247 263V262H246ZM251 263V262H250ZM257 264V263H256ZM259 264V263H258Z\"/></svg>",
    "mask_w": 264,
    "mask_h": 264
}]
</instances>
